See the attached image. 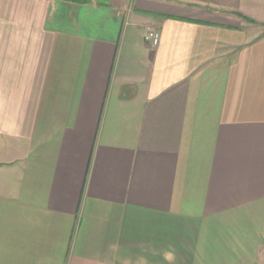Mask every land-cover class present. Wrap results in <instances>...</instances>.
Masks as SVG:
<instances>
[{"label":"crops","instance_id":"crops-1","mask_svg":"<svg viewBox=\"0 0 264 264\" xmlns=\"http://www.w3.org/2000/svg\"><path fill=\"white\" fill-rule=\"evenodd\" d=\"M87 1L0 0V264H264V0Z\"/></svg>","mask_w":264,"mask_h":264},{"label":"built area","instance_id":"built-area-1","mask_svg":"<svg viewBox=\"0 0 264 264\" xmlns=\"http://www.w3.org/2000/svg\"><path fill=\"white\" fill-rule=\"evenodd\" d=\"M159 33L150 26L144 27L143 42L150 49L157 47L159 43Z\"/></svg>","mask_w":264,"mask_h":264},{"label":"rangeland","instance_id":"rangeland-1","mask_svg":"<svg viewBox=\"0 0 264 264\" xmlns=\"http://www.w3.org/2000/svg\"><path fill=\"white\" fill-rule=\"evenodd\" d=\"M256 29H257L256 32L262 33V32H264V25H258V27Z\"/></svg>","mask_w":264,"mask_h":264},{"label":"trees","instance_id":"trees-1","mask_svg":"<svg viewBox=\"0 0 264 264\" xmlns=\"http://www.w3.org/2000/svg\"><path fill=\"white\" fill-rule=\"evenodd\" d=\"M71 1H74V2H77V3H87L88 2L87 0H82V1H79V0H71Z\"/></svg>","mask_w":264,"mask_h":264}]
</instances>
